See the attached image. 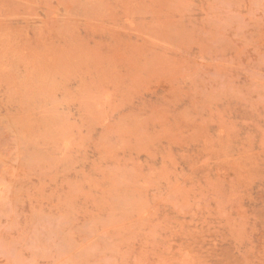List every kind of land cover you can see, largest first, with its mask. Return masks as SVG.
<instances>
[{
	"label": "rangeland",
	"instance_id": "obj_1",
	"mask_svg": "<svg viewBox=\"0 0 264 264\" xmlns=\"http://www.w3.org/2000/svg\"><path fill=\"white\" fill-rule=\"evenodd\" d=\"M0 264H264V0H0Z\"/></svg>",
	"mask_w": 264,
	"mask_h": 264
}]
</instances>
